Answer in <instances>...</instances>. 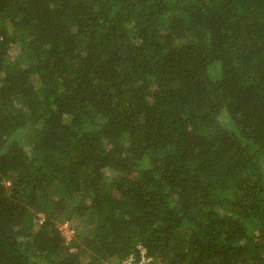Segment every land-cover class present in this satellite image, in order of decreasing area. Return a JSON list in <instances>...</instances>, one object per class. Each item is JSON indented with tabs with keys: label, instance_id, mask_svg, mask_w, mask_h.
I'll return each instance as SVG.
<instances>
[{
	"label": "trees",
	"instance_id": "obj_1",
	"mask_svg": "<svg viewBox=\"0 0 264 264\" xmlns=\"http://www.w3.org/2000/svg\"><path fill=\"white\" fill-rule=\"evenodd\" d=\"M0 264H264V0H0Z\"/></svg>",
	"mask_w": 264,
	"mask_h": 264
},
{
	"label": "rangeland",
	"instance_id": "obj_2",
	"mask_svg": "<svg viewBox=\"0 0 264 264\" xmlns=\"http://www.w3.org/2000/svg\"><path fill=\"white\" fill-rule=\"evenodd\" d=\"M15 54H16V53L13 52V55H15ZM67 221H68V219H67ZM71 221H72V223H74L75 226H76V224H77V225L80 227L82 219H81L80 217H77V216L74 217V216H73V219H72ZM61 227H64V228L66 229L67 225L64 224V223H62V224H61ZM68 231L71 232L70 229H68Z\"/></svg>",
	"mask_w": 264,
	"mask_h": 264
},
{
	"label": "clouds",
	"instance_id": "obj_3",
	"mask_svg": "<svg viewBox=\"0 0 264 264\" xmlns=\"http://www.w3.org/2000/svg\"><path fill=\"white\" fill-rule=\"evenodd\" d=\"M67 222V219L63 222L64 224ZM68 223H69V225L66 227V233H73V229L72 228H70V223H72V221H71V219H68ZM68 229H70L71 230V232H69L68 231Z\"/></svg>",
	"mask_w": 264,
	"mask_h": 264
},
{
	"label": "built area",
	"instance_id": "obj_4",
	"mask_svg": "<svg viewBox=\"0 0 264 264\" xmlns=\"http://www.w3.org/2000/svg\"><path fill=\"white\" fill-rule=\"evenodd\" d=\"M65 224L68 226L69 225L68 221ZM69 235H71V233H69Z\"/></svg>",
	"mask_w": 264,
	"mask_h": 264
}]
</instances>
